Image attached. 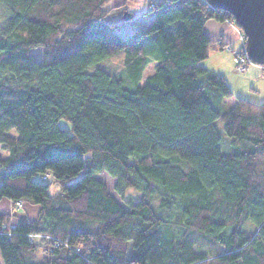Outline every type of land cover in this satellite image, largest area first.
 I'll list each match as a JSON object with an SVG mask.
<instances>
[{"label": "trees", "instance_id": "1", "mask_svg": "<svg viewBox=\"0 0 264 264\" xmlns=\"http://www.w3.org/2000/svg\"><path fill=\"white\" fill-rule=\"evenodd\" d=\"M109 1L0 0L2 263L264 264V102L219 111L232 90L201 65L223 49L205 21L232 16L153 0L123 38Z\"/></svg>", "mask_w": 264, "mask_h": 264}, {"label": "rangeland", "instance_id": "2", "mask_svg": "<svg viewBox=\"0 0 264 264\" xmlns=\"http://www.w3.org/2000/svg\"><path fill=\"white\" fill-rule=\"evenodd\" d=\"M114 0H110L107 4V7H110L111 5H116ZM125 8H127L128 11L133 10L135 11V19L137 21L140 20L139 17L141 15L140 8H142L140 2H134L133 0H127V3L125 5ZM136 9V10H134ZM131 12V11H130ZM126 13V10H120L119 11V17L122 19V16ZM2 15V11L0 8V16ZM115 18L114 15H108L107 16V21H113ZM231 24L233 27H235L236 31L239 32L238 39H240V29L236 27L232 22H228ZM128 25V24H126ZM125 25V26H126ZM127 28H130V26H127ZM220 40V39H219ZM241 40V39H240ZM241 43V41H240ZM241 44L240 47L238 48V45H235L236 51L233 53V57L231 53H225L221 52L224 49L228 50V48H223L222 50L216 51V50H211L209 52L208 58L205 59L201 65L210 68L211 70L215 73H219V75H224L225 81L232 90L233 96L228 99H224L223 103L220 107H218L219 111H230L235 103L236 98H244L248 101H251L252 103H262L264 102V68H262L260 65H256L254 63L252 64H246L245 68L243 70H239L238 65H236V58H237V52L241 50ZM238 48V50H237ZM41 49L37 48L31 51V54L34 58L40 59L41 58ZM253 68H257L259 72H256ZM258 75H254L255 73ZM60 124L69 129L70 125L67 121L61 120ZM216 128L218 130V133L221 137V141L219 143V147L222 153H233L237 152L238 148L232 145L231 139L228 138L223 130H222V124L220 121L216 123ZM0 154L4 155V152L0 150ZM96 178L102 182L106 187L108 192L114 196L119 202H121L120 198L118 195L114 192L113 187H114V180L110 178L105 172H102L98 175H96ZM154 206L157 208V200L156 198L154 199ZM29 205H23L21 204L20 207L16 209L15 204L9 203V208H8V213L10 215V223L13 225L15 223L14 219L16 218V215L20 211H24V214L22 213V217L27 218L28 217H33L36 208L31 206L28 207ZM25 208V209H24ZM20 209V210H18ZM173 213L170 212H163L161 215L164 216L167 219H172L173 218ZM32 219V218H31ZM0 264L2 263L1 257H0Z\"/></svg>", "mask_w": 264, "mask_h": 264}, {"label": "water", "instance_id": "3", "mask_svg": "<svg viewBox=\"0 0 264 264\" xmlns=\"http://www.w3.org/2000/svg\"><path fill=\"white\" fill-rule=\"evenodd\" d=\"M214 10L230 14L244 36L245 51L256 65H264V0H204Z\"/></svg>", "mask_w": 264, "mask_h": 264}, {"label": "crops", "instance_id": "4", "mask_svg": "<svg viewBox=\"0 0 264 264\" xmlns=\"http://www.w3.org/2000/svg\"><path fill=\"white\" fill-rule=\"evenodd\" d=\"M114 1H115L116 4H120V3L124 2L125 0H114ZM133 1L141 3L142 8H140V11H141V14H142L147 9L148 4L151 1H153V0H133ZM158 1H161V0H158ZM134 10H136V9H134ZM130 11H131L132 15H134V17H135V11H133V10H130ZM150 21H151V19L146 18V17L140 18L139 21H137L135 19L134 22H131L128 25H126V26L124 25L123 27L119 28L117 30V32L123 38H128V37H130V35L132 34L133 31L138 30V29H144V28L148 27V25L150 24ZM127 26H130V28H127ZM235 29L236 28L233 27L231 24H229L227 21L220 22V21H216L214 19H208V20L205 21V24H204V33L211 39H215V40H219L220 39V42L223 45V48H225V47L228 48V50L224 49L221 52H225L227 54L231 53L232 57H233V53L236 51V49H234L235 45H238V48H239L240 44H241L240 43V39H238L239 32H237ZM238 48H237V50H238ZM207 69H210V68H207ZM253 69L256 72H259V70L257 68H253ZM256 72L253 73V76L254 75L258 76L256 74ZM218 75H219V73H218ZM221 76L224 77V75H221ZM9 203H10L9 201L8 202H4L3 201L1 203V205H3L5 210H8ZM7 206H8V208H7ZM28 207H31V206H28ZM18 213L19 214H22V213L24 214V211L22 210V211H20ZM35 213H36V210H35ZM35 213H34V216H35ZM34 216L31 217V218H34ZM27 218L31 219L30 217H28V214H27Z\"/></svg>", "mask_w": 264, "mask_h": 264}, {"label": "built area", "instance_id": "5", "mask_svg": "<svg viewBox=\"0 0 264 264\" xmlns=\"http://www.w3.org/2000/svg\"><path fill=\"white\" fill-rule=\"evenodd\" d=\"M240 41H241V50L237 52V58H236V65H238L239 70H243L246 66V64H252L253 62L249 59L246 51H245V45H244V36L242 33H240ZM255 64V63H254ZM262 68H264V65H260ZM16 209L21 206V202L17 201L15 203Z\"/></svg>", "mask_w": 264, "mask_h": 264}, {"label": "clouds", "instance_id": "6", "mask_svg": "<svg viewBox=\"0 0 264 264\" xmlns=\"http://www.w3.org/2000/svg\"><path fill=\"white\" fill-rule=\"evenodd\" d=\"M241 32V31H240ZM242 33V32H241Z\"/></svg>", "mask_w": 264, "mask_h": 264}]
</instances>
